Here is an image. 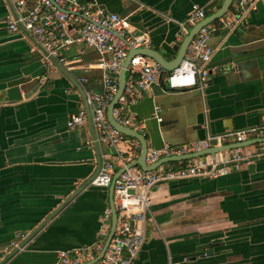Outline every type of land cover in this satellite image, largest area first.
<instances>
[{
	"label": "crops",
	"instance_id": "crops-1",
	"mask_svg": "<svg viewBox=\"0 0 264 264\" xmlns=\"http://www.w3.org/2000/svg\"><path fill=\"white\" fill-rule=\"evenodd\" d=\"M79 1L126 17L132 32L146 31L151 48L171 59L173 46L193 26L191 5L210 14L223 0ZM8 8L0 0V264H55L58 250L95 242L109 194L108 187L87 182L98 154L110 160L113 151L88 143L89 123L68 128L69 116L84 102L80 86L49 64L30 36L9 31ZM209 42L214 53L204 88L153 86L129 105L147 145L191 146L210 134L264 125V0L238 27L213 32ZM62 55L68 73L101 91L95 50L76 43ZM247 149L261 152L264 141ZM151 196L135 264H264V154L218 178L160 182Z\"/></svg>",
	"mask_w": 264,
	"mask_h": 264
},
{
	"label": "built area",
	"instance_id": "built-area-1",
	"mask_svg": "<svg viewBox=\"0 0 264 264\" xmlns=\"http://www.w3.org/2000/svg\"><path fill=\"white\" fill-rule=\"evenodd\" d=\"M8 3L7 25L9 31L30 36L46 61L50 57L62 66L67 61L62 55L70 46L84 43L98 54L96 66L101 70V91L86 88L84 77L75 78L83 92L84 102L69 116L67 126L75 129L90 124L91 140L110 148L112 158L101 160L99 169L89 180L97 187H108L116 165L123 171L114 181L113 202L116 223L113 235L103 254L105 240L111 226V211L107 208L102 216L97 238L90 246L73 250H58L55 264H135L146 237L144 222L152 205V188L164 181L198 178H218L253 156L264 154L251 152L247 146L232 148L186 160L163 162L153 169L139 165L129 166L139 155L140 143L118 131L107 119V108L118 89L121 63L129 47L151 48L147 32L134 33L129 21L116 13L104 12L95 3L79 0H4ZM33 1L32 4H29ZM258 0H232L228 10L213 22L199 28L190 41L181 61L171 70L164 69L149 56L136 54L127 66L125 87L112 109V117L121 125L130 127L142 135L143 124L129 105L142 95L144 90L160 86L165 91H174L206 86L214 48L209 42L213 32L219 29L232 31L249 15ZM204 6L194 4L187 20L194 25L206 16ZM264 136V125L243 130H226L210 134L191 146L174 147L164 144L159 148L147 145L145 164L152 165L162 157L180 156L207 147L221 146L229 142H241L247 137ZM14 245V243L12 244Z\"/></svg>",
	"mask_w": 264,
	"mask_h": 264
},
{
	"label": "water",
	"instance_id": "water-1",
	"mask_svg": "<svg viewBox=\"0 0 264 264\" xmlns=\"http://www.w3.org/2000/svg\"><path fill=\"white\" fill-rule=\"evenodd\" d=\"M232 0H223L222 3L220 4V6L214 10L212 13L207 14L202 20H200L199 22L195 23L189 30L188 32L184 35L183 39L178 43L175 44L173 46V53L174 56L171 59H166L162 53H160L158 50L154 49V48H132L129 47L128 49V53L127 56L123 59L122 63H121V69L119 72V81H118V89L116 94L114 95L113 99L110 101L108 108H107V119L108 121L111 123V125H113V127H115L118 131L122 132L123 134L129 136V137H133L135 139H137L140 143V151H139V155L138 157L135 159V161H133L132 163L129 164V166H133V165H139L142 168L145 169H153L154 167H156L157 165L163 163V162H171V161H179V160H186L189 158H194V157H198V156H203V155H213L217 152H222L224 150H228V149H232V148H237V147H243V146H247L249 144L252 143H257V142H262L264 141V138H259V139H249L250 141H241V142H229L227 144H223L221 146H213V147H207V148H203L201 150H197V151H193L184 155H180V156H169V157H163L161 159H159L156 163L152 164V165H146L145 164V154H146V150H147V141L144 135H142L140 132L121 125L120 123L116 122L114 120V118L112 117V109L115 106L118 97L121 95L125 84H126V80H127V66H128V62L131 59L132 56L136 55V54H142V55H146L149 56L150 58H152L153 60L157 61L164 69L166 70H171L174 67H176L178 65V63L181 61L182 57L184 56L187 47L190 43V41L192 40L193 36L196 34V32L199 30V28L201 26H203L204 24H207L209 22H213L214 20H216L218 17H220L221 15H223L229 8L230 4H231ZM92 3V2H90ZM197 4L198 3H193L192 5ZM192 5L190 7V10L192 8ZM189 10V12H190ZM189 14V13H188ZM146 32V31H145ZM52 63L59 67L61 69V71H63L70 80L73 81V83H75V85L78 86L75 78L73 77V75L71 73H68L65 68L59 64L55 59L53 58H49ZM82 77V76H80ZM79 88V86H78ZM80 93L83 97V92L81 87L79 88ZM94 147L96 150H98V144L96 142L93 143ZM97 169L94 172L97 173L99 166H100V162H101V158L100 155L98 154L97 158ZM123 171V168L117 170L113 177H112V181L108 186V204H109V208L111 211V226H110V230L108 233V236L105 240L103 249L101 250V252L99 253V256H101L107 246V244L109 243L112 235H113V231L115 228V223H116V211L114 208V202H113V188H114V181L115 179L118 177V175ZM93 174V175H94ZM91 178V177H90ZM89 180L87 184H89ZM79 190L76 189V192L73 193L69 199H71L74 194H76ZM67 199V200H69ZM62 206L58 207L53 213H51V215H49L47 217V219H45V221H43L42 223H40L37 227H35L30 234L28 235V237L25 239V241L23 243L20 244V246H16V248L10 253L8 254L7 258L9 259L11 257L12 254H14V252H16L28 239H31L39 230L40 228L44 225V223L50 219ZM208 252V251H207ZM6 258V260H7ZM4 260V262L6 261ZM5 264V263H2Z\"/></svg>",
	"mask_w": 264,
	"mask_h": 264
},
{
	"label": "trees",
	"instance_id": "trees-1",
	"mask_svg": "<svg viewBox=\"0 0 264 264\" xmlns=\"http://www.w3.org/2000/svg\"><path fill=\"white\" fill-rule=\"evenodd\" d=\"M173 164H175V163H173Z\"/></svg>",
	"mask_w": 264,
	"mask_h": 264
}]
</instances>
